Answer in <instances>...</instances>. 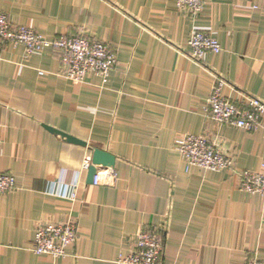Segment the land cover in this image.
<instances>
[{"label":"crops","instance_id":"obj_1","mask_svg":"<svg viewBox=\"0 0 264 264\" xmlns=\"http://www.w3.org/2000/svg\"><path fill=\"white\" fill-rule=\"evenodd\" d=\"M257 1L207 0L195 19L175 0H0L16 25L49 39L84 30L117 53L101 90L94 74L88 83L62 76L55 48L28 59L22 45L0 50V173L17 183L0 193V264H120L143 227L163 235V264L264 259V195L241 190L230 170L187 166L177 150L183 134H208L237 154L239 170L264 163V117L246 131L203 110L210 70L228 81L225 95L264 98V0ZM194 28L210 30L223 52L207 53L203 64L190 59ZM90 147L115 156L114 185L89 181ZM71 218L78 238L70 255L32 251L38 224Z\"/></svg>","mask_w":264,"mask_h":264},{"label":"built area","instance_id":"obj_2","mask_svg":"<svg viewBox=\"0 0 264 264\" xmlns=\"http://www.w3.org/2000/svg\"><path fill=\"white\" fill-rule=\"evenodd\" d=\"M178 7L187 11L191 17L198 18L207 0H175ZM254 7L258 1L254 0ZM8 44L22 45L25 58L36 52H43L47 47L60 52L63 68L61 75L79 83H88V74L100 79L96 84L101 90L108 86L110 76L117 63L116 51L106 42L97 40L84 30L77 34H60L49 39L39 34L29 25H16L10 16L0 11V50ZM190 51L186 55L203 64L207 53L220 54L222 44L210 30L194 28L188 37ZM214 85L205 99L203 110L218 125H229L246 131L258 129L264 117V98L238 90V96L232 98L224 94L228 81L214 70ZM40 74H45L40 70ZM177 150L180 151L187 166H198L205 170L221 172L230 170L237 176L238 187L248 194L264 195V163L260 169L237 168V154L226 150L220 140L208 134L185 133L179 138ZM92 164V154H87L83 167ZM117 173L113 167L97 166L93 178L95 184L114 185ZM17 188L16 178L8 172L0 173V193H9ZM169 224V221L166 222ZM165 224V226H167ZM78 238V221L69 219L65 222L38 224L35 228L32 251L37 254H49L56 258L70 255L69 248ZM163 235L158 229L143 227L133 240V247L126 255L118 259L120 264H163ZM246 264H264V259L256 255L248 258Z\"/></svg>","mask_w":264,"mask_h":264},{"label":"water","instance_id":"obj_3","mask_svg":"<svg viewBox=\"0 0 264 264\" xmlns=\"http://www.w3.org/2000/svg\"><path fill=\"white\" fill-rule=\"evenodd\" d=\"M45 127L53 133L60 134L70 143L79 144L82 146H88V143L85 140H82L74 136L73 134L59 130L47 124ZM90 150L92 151V164L89 167L88 179L90 182H92L95 174L97 173V166L101 165L103 167H114L116 159L112 153L102 148L90 147Z\"/></svg>","mask_w":264,"mask_h":264}]
</instances>
